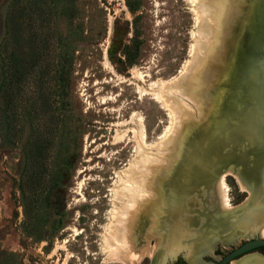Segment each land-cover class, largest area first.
I'll list each match as a JSON object with an SVG mask.
<instances>
[{"label":"rangeland","instance_id":"obj_1","mask_svg":"<svg viewBox=\"0 0 264 264\" xmlns=\"http://www.w3.org/2000/svg\"><path fill=\"white\" fill-rule=\"evenodd\" d=\"M192 3L193 0H0V264H119L108 259L107 249L109 235L116 228V209L121 206L116 192L124 171L139 159L131 132L134 126L120 123L131 116L139 118L146 148L157 146L172 133V113L148 91L158 81L168 83L179 76L189 61L195 29ZM262 3L259 6L263 7ZM39 8L46 14L44 28L39 29L48 47L53 48L43 61L42 71L47 78L52 76L60 55L59 39L67 45L69 80L63 100L67 119L63 123L58 119L62 100L57 86L50 82L42 87H48L43 92L49 95L51 111L44 116L36 114L35 119L36 109L20 101L15 111L10 110L16 115L10 125L1 82L2 61L13 41L8 19L21 13L25 38L29 33L26 22H33L27 17L36 18ZM248 33L247 37L250 30ZM104 53L113 74L104 67ZM133 68L140 78L132 77ZM138 88L146 93L140 95ZM210 101L199 98L201 115L182 118L173 144L160 156L162 162L151 167V185L145 188L150 196L138 202L140 207L137 203L135 210L152 201L160 207L155 214L150 212L141 228L133 229L129 242L134 251H142L143 255L138 264H217L223 255L247 240L234 235L232 241L225 237L223 243L218 236H212L216 229L208 228L211 232L203 228L243 205L253 189L256 200L264 195L262 170L256 162L248 163L257 151L227 150L214 161L206 157L213 146L201 140V132ZM115 130L121 136L118 143L114 140ZM210 133L211 130L208 137L213 138ZM34 138L44 140L38 178L32 176L34 161L28 158V145ZM196 141L193 155L197 157L187 158L180 170L184 144L191 150ZM205 158L209 172L202 170ZM238 164L242 167H235ZM224 170L231 171L224 176L229 209L220 206L213 188ZM234 174L248 194L241 191ZM20 179L32 205L29 218L24 216L18 191ZM201 232L204 239L190 247ZM177 237H183L186 243L174 247ZM260 238L264 239V234ZM201 246L202 250L195 253ZM249 257L264 263V249L235 261Z\"/></svg>","mask_w":264,"mask_h":264},{"label":"bare ground","instance_id":"obj_2","mask_svg":"<svg viewBox=\"0 0 264 264\" xmlns=\"http://www.w3.org/2000/svg\"><path fill=\"white\" fill-rule=\"evenodd\" d=\"M260 3H262V0H193L191 9L195 15V29L192 32L190 59L186 62L179 76L173 78V80L168 83L158 81L152 85V88L148 91L172 113L175 120L172 133L160 144H157V146L146 148L143 140V124L139 118L135 119L131 116L128 121L120 123L121 125L130 123L134 126V128H131V132L137 143V155L139 159L133 161L124 171V175L122 174L123 176L121 178L122 181L120 180L122 184L120 189L116 192V197L121 203V206L116 209V220L113 225H116V228L115 230L112 229L113 234L111 233L108 238L109 241L107 240L108 243H110L108 244L110 248H107L109 251L108 259L111 262L119 264H138L141 260L143 256L142 251L136 252L133 250V246H131L132 244L129 242L130 237L133 234V229L136 227L141 228L150 212L152 211L153 214H155L158 210L157 207L160 206H156L158 205L157 203L154 205L155 201H152L148 206L145 205L147 208L144 206L141 210H135V206L138 202L141 203L142 201L143 203V200L146 199H144V197L150 196L148 191H145V188L151 185L149 180L151 167L162 162L160 156L167 151V147L170 144H173L178 130L180 129L182 118H198L201 115L200 105L198 103L199 98L207 102L211 100L208 105L206 122L203 124V131L201 132V140L204 139L205 143L209 146H213L206 156H210L209 161H214L216 157L224 154L227 150H234L236 152L249 150L251 153L256 151L253 149V145L250 144L248 146L247 143L246 146V142L231 143L217 139V142L215 141L214 143L213 140L219 135L221 137H227L228 133H230L229 128L237 117H241L240 119L247 125L250 113L255 110L254 106L261 103L262 99L260 98L262 96V91L260 90L262 88L260 86L264 78L263 75L260 74L261 70L255 69L253 63L251 64L253 49L257 50V48L261 47V44L257 41L259 39V33L252 29V26L256 23V15L262 7L259 6ZM262 5H264V0ZM263 16L264 6L261 8L260 17L257 21ZM110 20L111 16L109 17V23ZM249 30L251 34L247 37ZM103 58L104 67L109 69L110 73L113 74V69L109 65L105 53ZM131 74L132 77H139L134 68L131 69ZM116 77L121 79L118 75ZM142 92L144 93L145 90L138 88V93L140 95ZM245 118L246 120H244ZM221 120L224 121L222 124L220 122ZM216 122L217 127H214ZM190 129L191 128L188 129L189 133H191ZM209 130H211L210 134L213 138L208 137L207 132ZM115 132L116 135L114 136V140L118 143L120 142L121 136L117 133V130H115ZM195 135H197V132ZM194 143H196V145L194 144L191 150H189V146H186V143L184 144L185 151L183 150L181 153L182 156L180 155L181 165L182 162L187 163V158L191 160L197 157V155L193 154L196 152L194 150H197L196 147L198 142L196 141ZM237 147L240 148L238 149ZM204 148L207 149V147ZM202 150L204 152V149ZM212 155L214 157L211 158ZM251 160L256 162L254 164L262 170L261 188L264 189V150L257 151L253 159L251 158L248 163H251ZM209 161L205 158L204 168L202 170L207 172L210 171L208 166ZM195 165L194 163V166ZM241 165L242 164H238L235 167ZM182 169L183 165L180 170ZM228 173H231V171L224 170L220 173L213 187L215 188L220 206L223 209L230 208L224 182V176ZM132 174L133 176L134 174L136 175L132 178L130 177ZM234 175L233 177L237 181L241 191H245L248 194L249 191L244 187L239 177L236 174ZM173 180H175V178ZM139 207L138 203V208ZM214 225L215 224H205L203 228H212ZM208 230L212 232L211 229ZM257 232L258 237L263 236L264 224L257 228ZM204 236L202 232L201 235L195 236L193 243L189 244L190 247L191 245L194 246L200 239H204ZM112 238L116 240L113 241L111 240ZM182 238L177 237V242L174 243L173 246L177 247L178 244L186 243ZM201 250L202 246L200 250H197L195 253H199ZM242 261L245 263L247 262L246 264H255L257 262L251 257L242 259ZM242 261L237 262L240 263ZM237 262L233 260L229 264H238Z\"/></svg>","mask_w":264,"mask_h":264},{"label":"trees","instance_id":"obj_3","mask_svg":"<svg viewBox=\"0 0 264 264\" xmlns=\"http://www.w3.org/2000/svg\"><path fill=\"white\" fill-rule=\"evenodd\" d=\"M39 13L34 15H28L27 18L33 19V22H28V34L23 37V24L20 22V14L9 16L8 26L10 36L13 41L10 50L6 54V58L2 61V67L4 68V74L2 75V98L8 105V110L15 111L18 107V102H28L31 107L35 108L34 111L35 119L36 114L44 116L51 111L48 103L49 95L44 93L43 90H47L42 87L50 82H54L58 88V95L62 100L61 105L59 104L60 112L58 119L60 123L67 119V108L66 102L63 101L66 97V89L69 80V65L67 61L68 53L65 52L67 45L64 43V39H59L60 55L58 60L54 63L52 76L47 78L46 74L42 71L43 61L45 57L51 54L53 48H49L44 33L39 28H44L45 14L44 10L38 9ZM64 50V51H63ZM5 56V55H4ZM1 58V57H0ZM32 85L33 87H30ZM4 88L6 89L4 91ZM29 92L31 95H28ZM20 102V103H21ZM15 113L11 112L8 114V123L13 125L15 120ZM64 117V118H63ZM44 148V140L40 138H34L28 145V158L30 161H34L33 177H37L40 168L42 167L39 162L40 154ZM23 179H20L18 185V191L22 198V207L24 216L29 218L32 211V205L30 199L25 195V191L22 187Z\"/></svg>","mask_w":264,"mask_h":264},{"label":"water","instance_id":"obj_4","mask_svg":"<svg viewBox=\"0 0 264 264\" xmlns=\"http://www.w3.org/2000/svg\"><path fill=\"white\" fill-rule=\"evenodd\" d=\"M252 29L259 33V39L257 41L261 44V47L257 48V50L253 49L251 64L253 63L255 69L261 70L260 74L263 75L264 78V16L254 23ZM262 82L260 86L262 88L260 90L262 91V96L260 98L262 99L261 103L254 106L256 111L254 110L250 113L247 125L240 119L241 117H237L229 128L230 133H228V136L221 137L219 135L217 138L218 140L231 143L246 142L245 145L247 143L248 146L250 144L253 145V149L256 151L264 150V80H262ZM244 120H246V118ZM214 224L212 228L217 231L213 232L212 236H218L223 243L226 241L224 239L225 237L229 238V241H232L234 235L247 239L241 242L236 248L223 255L217 264H229L231 261L237 260L242 256L253 254L251 252L264 247V239L258 237L257 232V228L264 224V195L256 200L255 189H253L250 195L246 197L243 205L224 217L214 219ZM256 260L261 261V259L258 258H256Z\"/></svg>","mask_w":264,"mask_h":264},{"label":"flooded vegetation","instance_id":"obj_5","mask_svg":"<svg viewBox=\"0 0 264 264\" xmlns=\"http://www.w3.org/2000/svg\"><path fill=\"white\" fill-rule=\"evenodd\" d=\"M259 249H264V247H262V248H259ZM258 250V249H257ZM256 250V251H257ZM255 252V251H254ZM254 252H251V253H254ZM255 260V259H254ZM257 261V264H264L263 262H261V261H259V260H256Z\"/></svg>","mask_w":264,"mask_h":264}]
</instances>
